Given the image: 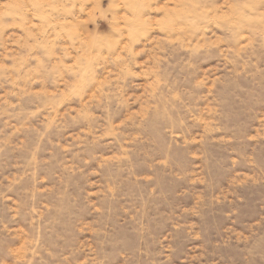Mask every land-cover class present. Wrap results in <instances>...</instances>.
I'll list each match as a JSON object with an SVG mask.
<instances>
[{
  "label": "rangeland",
  "instance_id": "rangeland-1",
  "mask_svg": "<svg viewBox=\"0 0 264 264\" xmlns=\"http://www.w3.org/2000/svg\"><path fill=\"white\" fill-rule=\"evenodd\" d=\"M0 264H264V0H0Z\"/></svg>",
  "mask_w": 264,
  "mask_h": 264
}]
</instances>
